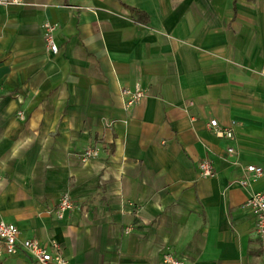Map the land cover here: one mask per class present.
I'll return each instance as SVG.
<instances>
[{"label":"crops","instance_id":"1","mask_svg":"<svg viewBox=\"0 0 264 264\" xmlns=\"http://www.w3.org/2000/svg\"><path fill=\"white\" fill-rule=\"evenodd\" d=\"M10 1L0 220L21 240L56 239L71 264H165L167 251L184 264H264L245 206L264 177L238 182L246 165L264 167V0ZM46 21L59 25L56 55ZM137 83L147 94L126 108L121 90ZM214 118L235 139L215 136ZM88 146L99 155L82 161ZM203 159L214 177L200 175ZM65 193L79 208L59 218ZM0 264L41 263L0 240Z\"/></svg>","mask_w":264,"mask_h":264},{"label":"built area","instance_id":"2","mask_svg":"<svg viewBox=\"0 0 264 264\" xmlns=\"http://www.w3.org/2000/svg\"><path fill=\"white\" fill-rule=\"evenodd\" d=\"M10 0H0V4H9ZM58 23L46 21L42 24L43 38L45 48L51 54H58L60 47L56 40V31ZM123 101L126 108H130L140 103L147 94V89L140 83L134 87H123L121 90ZM18 114L23 117L22 111ZM209 127L215 136L219 138L235 139V130L233 126H222L217 119H211ZM228 152L231 155L236 154L234 146L228 147ZM99 155V149L93 146H88L78 154L82 161H87ZM198 169L202 177H214L217 173L213 162L209 159H203L198 163ZM264 177V167L257 164H248L244 167V175L239 179L242 186H249L253 181ZM1 178V177H0ZM245 206L256 217L257 232L264 242V189L253 190L248 196ZM79 208V205L69 193L61 196L54 213L62 218L65 212L74 211ZM20 229L14 223L0 220V240L3 242L8 254H16L19 250H24L36 262L41 264H71L70 260L64 255L63 247L56 239H50L47 242H41L37 238L20 239ZM165 264H184L183 260L176 257L172 251H167L163 256Z\"/></svg>","mask_w":264,"mask_h":264},{"label":"trees","instance_id":"3","mask_svg":"<svg viewBox=\"0 0 264 264\" xmlns=\"http://www.w3.org/2000/svg\"><path fill=\"white\" fill-rule=\"evenodd\" d=\"M130 10H131V12H135V11H137V10H135L134 8H130ZM137 12H138V14L140 13L139 11H137ZM134 18H135V20H136L137 22H142V19H141V18H139V17H137V16H135Z\"/></svg>","mask_w":264,"mask_h":264}]
</instances>
